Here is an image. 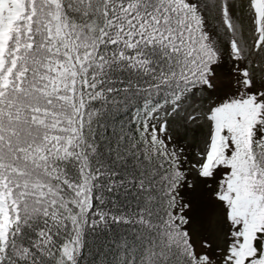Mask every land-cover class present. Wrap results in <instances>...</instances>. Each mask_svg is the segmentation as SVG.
I'll list each match as a JSON object with an SVG mask.
<instances>
[{
    "label": "snow or ice",
    "instance_id": "obj_1",
    "mask_svg": "<svg viewBox=\"0 0 264 264\" xmlns=\"http://www.w3.org/2000/svg\"><path fill=\"white\" fill-rule=\"evenodd\" d=\"M0 264H264V0H0Z\"/></svg>",
    "mask_w": 264,
    "mask_h": 264
}]
</instances>
